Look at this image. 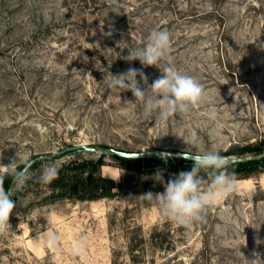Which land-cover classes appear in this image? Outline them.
Returning <instances> with one entry per match:
<instances>
[{
  "label": "rangeland",
  "instance_id": "1",
  "mask_svg": "<svg viewBox=\"0 0 264 264\" xmlns=\"http://www.w3.org/2000/svg\"><path fill=\"white\" fill-rule=\"evenodd\" d=\"M155 28L171 34L175 67L209 92L215 121L202 107L166 123L145 118L130 91L107 88L105 77L129 67L142 69L148 85L162 75L124 59ZM76 143L200 153L263 146L264 0H0V163L17 150L38 157L14 195L0 264H264V156L229 167L236 190L203 222L184 225L136 197L162 192L157 170L167 182L193 165L105 155L101 173L122 180L123 191L81 200L60 179H39L44 164L99 157L55 153Z\"/></svg>",
  "mask_w": 264,
  "mask_h": 264
},
{
  "label": "clouds",
  "instance_id": "2",
  "mask_svg": "<svg viewBox=\"0 0 264 264\" xmlns=\"http://www.w3.org/2000/svg\"><path fill=\"white\" fill-rule=\"evenodd\" d=\"M171 47V34L166 30L153 29L145 44L128 48V55L124 59L128 62L138 60L143 67L155 66L162 75L148 85L142 69L129 67L119 74L111 73L110 78L105 77L107 88L110 91H130L134 101L143 103L145 118L155 114L162 123H166L177 114H187L202 107L208 119L215 121L218 114L209 92L195 77L175 67ZM212 134H216L215 130ZM186 158L193 161L190 171L174 174L165 182L162 171L157 170L154 179L163 183L164 191H148L136 198L152 202L162 216L173 222L191 225L203 222L211 206L236 190L237 181L235 175L228 170V162L218 151H187ZM33 163L31 155L23 150H17L8 165L0 163V236L11 228L9 219L16 207L13 197L31 178ZM59 171L58 161L44 164L39 179L42 183L49 184L58 178ZM7 178H11V187L6 189L4 185ZM48 239L51 245L56 246L59 237L52 234ZM256 259L251 261L252 264H255ZM2 260L3 257L0 256V261Z\"/></svg>",
  "mask_w": 264,
  "mask_h": 264
},
{
  "label": "trees",
  "instance_id": "3",
  "mask_svg": "<svg viewBox=\"0 0 264 264\" xmlns=\"http://www.w3.org/2000/svg\"><path fill=\"white\" fill-rule=\"evenodd\" d=\"M106 147V146H104ZM176 151L174 149H170ZM73 154V152H67V154ZM77 153V152H75ZM262 154L263 155L256 160H245L240 162H233L232 159L228 161L229 167L232 169H237L236 167L244 166L246 163L258 162L264 156V145H244L236 150H230L226 153H220V155L225 156L229 154H238V157L244 154ZM115 159L125 161L128 163H146L150 161H160V160H172L174 162L180 161L182 163L188 162L193 165V161L181 159V158H172V157H150L146 159H133L114 156ZM105 164V155H99L98 158H90L88 161H80L79 158L71 159L61 165H59V176L63 182L64 187L68 190V195L85 200V199H98L101 197H111L114 192L113 189L117 188L118 191H123L124 185L123 181H115L113 178H107L101 173V166ZM91 165V169L86 170L85 167ZM33 166V165H32ZM31 166V168H32ZM235 167V168H234ZM85 169V170H84ZM86 173V176L83 173ZM180 172L176 173L179 174ZM172 178V177H171ZM170 178V179H171ZM11 178L5 180V188H9ZM160 191H164V186L159 188ZM18 193V192H17ZM16 193V194H17ZM14 199V197H13Z\"/></svg>",
  "mask_w": 264,
  "mask_h": 264
},
{
  "label": "water",
  "instance_id": "4",
  "mask_svg": "<svg viewBox=\"0 0 264 264\" xmlns=\"http://www.w3.org/2000/svg\"><path fill=\"white\" fill-rule=\"evenodd\" d=\"M67 152H90V153H96L98 155H112V156H119V157H125V158H133V159H146L150 157H155V156H160V157H172V158H181V159H186V153L187 151L185 150H162V149H150V150H137V151H129V150H122L119 148H114V147H103V148H98L96 146H91L85 143H76L73 145H68L65 148H62L59 151H56L55 153L63 154ZM191 152V151H188ZM191 153H196V152H191ZM262 154H251L247 156H240L237 158L232 159L233 162H240V161H245V160H256L259 159ZM225 160L228 162L229 158L225 157ZM38 157L32 158V160L35 162ZM33 165V164H32ZM11 187V181L10 185Z\"/></svg>",
  "mask_w": 264,
  "mask_h": 264
},
{
  "label": "crops",
  "instance_id": "5",
  "mask_svg": "<svg viewBox=\"0 0 264 264\" xmlns=\"http://www.w3.org/2000/svg\"><path fill=\"white\" fill-rule=\"evenodd\" d=\"M109 173V172H108ZM108 173H106L108 176H110ZM111 177V176H110Z\"/></svg>",
  "mask_w": 264,
  "mask_h": 264
}]
</instances>
